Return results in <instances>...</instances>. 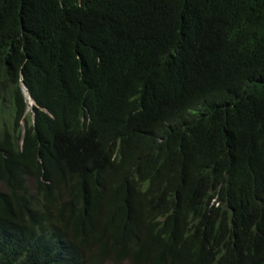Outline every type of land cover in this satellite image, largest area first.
<instances>
[{"label": "trees", "instance_id": "1", "mask_svg": "<svg viewBox=\"0 0 264 264\" xmlns=\"http://www.w3.org/2000/svg\"><path fill=\"white\" fill-rule=\"evenodd\" d=\"M21 70L51 106L83 79L105 99L61 143L45 211L0 194V264H175L167 238L127 241L134 211L264 204V0H0V80Z\"/></svg>", "mask_w": 264, "mask_h": 264}, {"label": "clouds", "instance_id": "2", "mask_svg": "<svg viewBox=\"0 0 264 264\" xmlns=\"http://www.w3.org/2000/svg\"><path fill=\"white\" fill-rule=\"evenodd\" d=\"M192 67L193 62L184 59L181 78L188 80ZM97 82L91 84L83 79L77 88L63 93L59 104L54 107L49 104L50 95L41 101L33 93L23 70L17 80L10 74L0 80L1 195L17 193L24 197L23 202L46 210L44 194L51 183L50 175L62 166L61 143L68 139L70 132L77 134V130L84 137L95 108L105 99L101 82ZM60 187L66 190L63 185ZM205 201L208 204L204 207L180 208L153 218L146 216L145 209L134 211L129 219L133 227L123 235L128 242L132 241L136 250L147 235L156 242L158 237L167 238L169 243L166 245L170 244L171 249L178 251L174 256L175 264H264L260 260V251L264 248V204L250 207L252 211L232 208L219 194L207 196ZM85 202V199L81 200V204ZM145 206L147 208V204ZM215 209H220L221 213L217 214ZM101 218L99 216L98 221ZM235 222L240 231L235 230ZM134 228L141 232L135 239L130 238ZM73 248L59 243L56 251L70 259L77 257ZM238 248L244 250L243 255ZM167 258L173 261L170 254Z\"/></svg>", "mask_w": 264, "mask_h": 264}]
</instances>
